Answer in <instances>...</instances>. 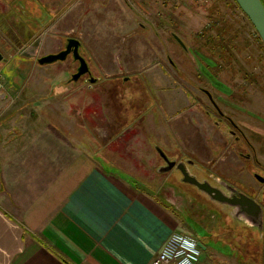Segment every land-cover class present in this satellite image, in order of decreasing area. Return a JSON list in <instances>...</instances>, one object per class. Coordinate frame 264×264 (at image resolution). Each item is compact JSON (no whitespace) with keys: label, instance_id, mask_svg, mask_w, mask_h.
<instances>
[{"label":"rangeland","instance_id":"obj_1","mask_svg":"<svg viewBox=\"0 0 264 264\" xmlns=\"http://www.w3.org/2000/svg\"><path fill=\"white\" fill-rule=\"evenodd\" d=\"M14 13H23L24 20L43 19L36 25L24 21L30 28L38 26L31 38L19 36L23 27L18 26ZM171 33L183 41L189 53ZM65 37L80 41L79 53L94 80L72 82L78 62L70 56L53 68H38L39 84L30 89L39 98L31 110L20 112L32 120L31 130L53 118L67 124L74 139H85L87 154L114 156L125 162L139 178L135 182L141 183L143 178L144 190L164 203L182 231L198 239L205 237V243L211 241L203 245L199 264H247L249 256L255 264H264L262 251L258 255L261 261L243 250L244 258L238 259L237 246L239 241L247 243V229L231 222L221 212L225 208L202 193L194 197L197 190L180 184L179 176L160 172L162 159L156 150L158 147L170 157L190 158L215 179L236 181L241 177L244 186L240 190L245 194L256 196L254 191L264 189L248 171L236 174L233 166L240 163L232 153L229 159L228 148L218 144L228 135L216 131L202 111L207 99L200 87L213 94L222 111L258 127L253 142L261 152L259 166L264 172V45L234 0H0V55L9 54L3 47L10 44L13 54L36 62L57 53ZM3 63L2 59L0 69L10 77L12 71ZM18 65L25 69L28 62ZM33 65L37 69V63ZM48 75L56 91L61 82L68 83L72 98L69 116L64 114V119L60 116L62 109L65 113L62 102L42 100L51 90L45 84ZM19 104L17 100L8 106L1 117ZM78 123L87 131H79ZM108 123L118 130H96ZM12 127V123H0L1 140L14 134L6 132ZM227 234L231 241L234 237L236 247L225 238ZM261 247L264 249V243Z\"/></svg>","mask_w":264,"mask_h":264},{"label":"crops","instance_id":"obj_2","mask_svg":"<svg viewBox=\"0 0 264 264\" xmlns=\"http://www.w3.org/2000/svg\"><path fill=\"white\" fill-rule=\"evenodd\" d=\"M14 14L23 27L19 36L26 38L38 26L30 28L24 21L36 25L43 20H24L23 13ZM12 48L4 46L9 54L0 55L12 71L9 77L0 69L5 85L0 94V123H12L6 132L14 133L0 139V264H150L171 233L193 235L182 231L164 203L144 190L143 178L135 182L139 178L121 159L87 154L85 139H74L67 124L53 118L31 130L32 120L26 113L28 121L22 120L25 116L20 112L31 110L39 98L30 89L39 84L38 68H53L66 60L42 66L13 54ZM24 60L26 68H18ZM62 83L56 91L53 78L45 82L51 90L42 100L62 102L64 119L72 97L68 83ZM17 100L20 104L1 117ZM107 126L96 130L119 128ZM77 127L87 131L83 123ZM203 239L198 241L204 246L211 242Z\"/></svg>","mask_w":264,"mask_h":264},{"label":"flooded vegetation","instance_id":"obj_3","mask_svg":"<svg viewBox=\"0 0 264 264\" xmlns=\"http://www.w3.org/2000/svg\"><path fill=\"white\" fill-rule=\"evenodd\" d=\"M69 38V37H68ZM67 40V39H66ZM64 43L66 44V41H64ZM65 47V46H64ZM78 67V65H77ZM76 67V69H77ZM84 78L85 80H91L93 78H91L90 76V69H89V73H86L84 75H82L79 79ZM128 80L127 78H125L124 81ZM202 90V93L205 95L206 99H207V103L206 106L203 107V116L205 117L206 121L208 123H211V125L213 126V128L216 129V131L221 132L222 134L228 135L227 137L224 136V140L223 139H219L218 141L216 140V142H218L219 145L225 146L226 148H228L227 153L229 156V159L232 158L233 156L235 157V159L238 160V162L240 164H236L233 166V169L236 170V174L238 176L242 175L245 171H248L252 177L253 180L259 184V186H264V172H262L261 170V166L260 165V161H259V156L261 155V152L258 153L257 151V144H255L253 142V140H255V137L253 135V133H259V129L256 126H253L249 123H244V121H240L238 119L235 118V116H231L230 114L222 111L219 106L217 105V102L215 101V98L213 96L212 93H210L209 91H207L206 89L200 87ZM241 112H244V109H240ZM246 114V112H245ZM255 119L260 120V117H256ZM215 141V140H212ZM256 141V140H255ZM230 148V149H229ZM264 152V151H263ZM165 157H163L162 155L159 154L160 158L162 159V165H160V171L162 173L165 174H172V176H179L180 180L183 185H190L187 183H184L182 181L183 176L181 173V170H183L184 172L191 174L192 176H195L198 180L200 181H208L212 186H215L219 189L222 190V192L225 195L226 198V202H224L223 204H221V206H223L225 208V210L221 209V212L223 213L224 216L230 217V219L232 220L231 222L233 223H238L240 224L242 227H244V229H247V231L249 232L250 235H253L252 238V243L255 242L254 246H250V250H255V248L257 247V249L259 251H257V253H260V251H262V255H264V249H262V247L260 248V246L257 244V239H260L259 241H261V244L264 243V189L261 187L260 189H258V191H254L256 196H251V194H245L244 192H242V190H240V187L244 186L243 182L240 181L241 177L239 179H237L236 181L233 180H227V181H223L220 180L219 178L212 177V175L210 173H208L206 170H203L199 167L195 166V163L193 160H191L190 158L187 157H182V158H178V157H170L169 155H167L165 152H163ZM230 153L233 154V156L231 155L230 157ZM167 159V160H166ZM168 162H172L174 163V165L169 168V169H165V167L168 166ZM192 168H194V171L192 170ZM263 175H261V173ZM200 176V177H199ZM172 179V177H171ZM170 179V180H171ZM225 185H224V183ZM230 186V187H228ZM192 186V185H190ZM194 187V186H192ZM195 188V187H194ZM234 188L235 190H237L240 193H243L249 197H251L252 199H254L262 208L263 211V223L261 224V226L259 225H255L253 223V218L249 215H247L245 212H243L242 208L238 205L235 204H230L228 201H237L239 200V195L232 189ZM196 189V188H195ZM197 190V189H196ZM164 196L167 197V193L166 191L163 192ZM197 195H199V191H196V195L194 197H197ZM204 195V194H203ZM254 195V194H253ZM205 196V195H204ZM206 197V196H205ZM210 201V200H209ZM211 203H213L212 201H210ZM215 204V203H214ZM230 234L225 235V238L230 241V243L234 244V237L232 239V241L230 240ZM263 241V242H262ZM242 244V246L240 245ZM250 245V243L248 244ZM243 246H247V243H243L242 241H239V245L237 246V250L239 251V254L242 250H244L245 248H243ZM231 248V246H228ZM232 249V248H231ZM262 249V250H261ZM231 251V250H229ZM233 251V249H232ZM235 251V249H234ZM259 257V256H258ZM264 256H262L263 258ZM240 261L241 259V255L238 258ZM258 260H262L261 258H258ZM248 262L247 264H255L256 262L253 261H246Z\"/></svg>","mask_w":264,"mask_h":264},{"label":"water","instance_id":"obj_4","mask_svg":"<svg viewBox=\"0 0 264 264\" xmlns=\"http://www.w3.org/2000/svg\"><path fill=\"white\" fill-rule=\"evenodd\" d=\"M236 5L239 7L241 12L246 16L250 24L255 29L258 37L264 45V4L262 0H234ZM172 37L178 42L182 49L189 53L188 48L183 43V41L174 33H171ZM80 41L76 38L69 37L66 40L65 47L57 53H50L44 55L38 59V63L50 64L56 61H64L68 56H71L72 59L78 62V67L76 71L71 75V80L76 82L82 75L89 73V67L85 58L79 53ZM1 58V56H0ZM94 79H91L93 81ZM158 153L165 157L163 151L160 148H156ZM166 158V157H165ZM167 160V159H166ZM174 165L172 162H168V166L165 169H169ZM161 172V171H160ZM184 183L194 186L197 191L204 194L210 201L215 204L221 205L226 202V198L221 189L212 186L208 181H200L195 176L188 174L181 170ZM224 183V182H223ZM225 185V183H224ZM227 185V184H226ZM228 186V185H227ZM230 187V186H228ZM231 188V187H230ZM238 195L239 200L237 201H228L230 204L238 205L242 208L249 217L253 218V223L257 226H261L263 223V211L261 206L251 197L238 192L232 188ZM200 247L204 246L199 243Z\"/></svg>","mask_w":264,"mask_h":264},{"label":"built area","instance_id":"obj_5","mask_svg":"<svg viewBox=\"0 0 264 264\" xmlns=\"http://www.w3.org/2000/svg\"><path fill=\"white\" fill-rule=\"evenodd\" d=\"M4 82L0 73V94L4 91ZM201 250L193 236L171 233L150 264H198Z\"/></svg>","mask_w":264,"mask_h":264},{"label":"trees","instance_id":"obj_6","mask_svg":"<svg viewBox=\"0 0 264 264\" xmlns=\"http://www.w3.org/2000/svg\"><path fill=\"white\" fill-rule=\"evenodd\" d=\"M262 2H263V4H264V0H262ZM258 40L261 42V40H260V38L258 37ZM262 43V42H261ZM247 238H248V241H247V246H246V248L243 250V252L245 253L246 251H249L252 255H254V257H257V259H258V255H259V253H257V251H259L258 249H257V247L255 248V250H254V252H253V250H250L249 248H250V246H254L255 245V242L254 243H252V238H253V235H250V234H248L247 235ZM254 239V238H253ZM257 242V244L259 245L260 244V242L259 241H256ZM250 243V245H248ZM204 244V243H203ZM206 246V245H205ZM260 246V248H261V246L262 245H259ZM235 250H236V248H234ZM237 251V254L239 255V257H240V255H241V258H244V256H242V254H241V252H240V254H239V251L238 250H236ZM249 260L250 261H253V259L249 256Z\"/></svg>","mask_w":264,"mask_h":264}]
</instances>
